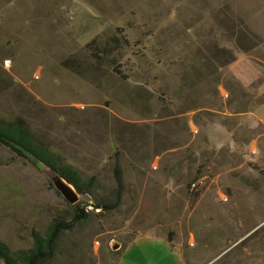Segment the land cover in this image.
I'll use <instances>...</instances> for the list:
<instances>
[{"label":"rangeland","instance_id":"374dc122","mask_svg":"<svg viewBox=\"0 0 264 264\" xmlns=\"http://www.w3.org/2000/svg\"><path fill=\"white\" fill-rule=\"evenodd\" d=\"M243 56L264 60V0H0V118L96 178L56 264H264V124L225 113L213 82ZM116 169L120 205L96 210ZM51 176L0 146L12 250L71 220Z\"/></svg>","mask_w":264,"mask_h":264},{"label":"trees","instance_id":"16d2710c","mask_svg":"<svg viewBox=\"0 0 264 264\" xmlns=\"http://www.w3.org/2000/svg\"><path fill=\"white\" fill-rule=\"evenodd\" d=\"M95 43V42H94ZM93 57L101 61L102 51L93 48ZM101 57V58H100ZM260 64V63H259ZM264 69V64H261ZM0 146L8 148L19 158L31 163L57 171L68 181L80 195H89L96 183V178L84 181L79 173L70 165L62 164L59 159L31 132L29 125L22 118L5 120L0 118ZM119 169L115 170L118 188L114 190L115 200L110 204L98 203L93 207L96 210L116 209L120 205V191L123 186ZM87 205L77 203L71 205V220L62 217L55 218L44 233L32 232L33 243L30 248L14 251L0 239V261L4 264H56L60 240L64 234L71 232L75 227L87 220Z\"/></svg>","mask_w":264,"mask_h":264},{"label":"crops","instance_id":"0c3cea01","mask_svg":"<svg viewBox=\"0 0 264 264\" xmlns=\"http://www.w3.org/2000/svg\"><path fill=\"white\" fill-rule=\"evenodd\" d=\"M261 64H264L262 59L248 56L237 57L213 77L214 87L221 100V106L226 109L225 113L232 116L253 117L264 124V110H260L264 107V69ZM189 128L191 129V126L188 127L190 135ZM172 132L174 133L175 130ZM178 133L173 135L171 140L178 139L176 137ZM188 145L189 140H184L180 147H173V151L187 148ZM165 237L172 246L177 244L169 236L165 235ZM179 247L181 246L179 245ZM184 256V252H181L178 258L181 259L182 264H187ZM179 264L181 263L179 262Z\"/></svg>","mask_w":264,"mask_h":264},{"label":"water","instance_id":"95a60500","mask_svg":"<svg viewBox=\"0 0 264 264\" xmlns=\"http://www.w3.org/2000/svg\"><path fill=\"white\" fill-rule=\"evenodd\" d=\"M45 168V167H44ZM47 169L51 176V179L57 188V190L61 193V195L71 204L75 205L79 203L80 200V193L76 191L74 186H72L68 181H66L62 176L59 175L57 171H52L48 168Z\"/></svg>","mask_w":264,"mask_h":264},{"label":"built area","instance_id":"2783aa9c","mask_svg":"<svg viewBox=\"0 0 264 264\" xmlns=\"http://www.w3.org/2000/svg\"><path fill=\"white\" fill-rule=\"evenodd\" d=\"M7 64H8V62H7Z\"/></svg>","mask_w":264,"mask_h":264}]
</instances>
